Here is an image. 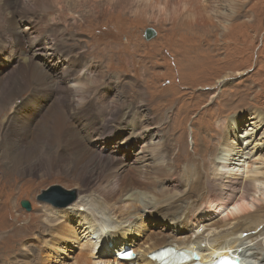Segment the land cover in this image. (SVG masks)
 Wrapping results in <instances>:
<instances>
[{
    "label": "rangeland",
    "instance_id": "rangeland-1",
    "mask_svg": "<svg viewBox=\"0 0 264 264\" xmlns=\"http://www.w3.org/2000/svg\"><path fill=\"white\" fill-rule=\"evenodd\" d=\"M64 1L59 2L62 3L60 6H55L57 10L47 7L48 5L46 8L37 9L34 15H36L37 21L41 25H37L36 30L52 26L57 22V16L60 14L61 8H67L69 5L72 6L77 3V0ZM94 1L101 2L104 7L109 5L105 2L109 1L113 4L105 9L100 8L101 6L97 8V10L102 11L101 16L96 15V17H100L97 26L88 25L89 20H86L83 22V29L77 31L76 35L65 31L68 23L65 26H56L58 29L56 28L55 33L58 43L65 51L71 50L73 52L69 53L70 55L73 54L72 56L68 54L63 60L61 59L63 65L67 64L65 58L81 57L85 59H83L84 64L90 63L94 67L91 74H88V71L78 73L80 69H77L73 72L75 77L71 79L74 80L79 74L80 77L85 79L82 83L84 82L88 86L96 82V91L108 90L110 94L109 101L116 100L122 94L121 96L131 101L136 108L130 109L129 114L126 115L127 117L125 116L126 119L131 116L135 118V115L137 116L143 109L152 110L154 113L150 111L152 118L159 121L158 125L154 126L152 124V126L158 129L161 135H164L165 138L163 139L170 147L172 160L176 158V171L181 178L183 176L184 180L179 179L182 183L186 177H189L187 172H192L193 175L196 170L203 175H201L202 177L215 179L214 170L220 165L217 156L225 139H229L230 143L233 140L231 143L232 146L234 145L233 148L237 152H241V156L234 155L231 157V161L227 163L230 166L232 177L246 180L245 171L237 170L242 167L246 169V161H249L250 165L253 164V161L257 163L253 167L260 172L259 178L260 176L263 177L264 142L261 144V141H264V137H262L264 136V0H203L207 9L202 12L208 18L211 17L214 23L208 21L211 25L205 26L204 30L197 29L196 31H191L188 27L185 30L186 27L180 25L183 24L184 20L180 18L178 21H173L161 17L158 9L153 7V0H148V4H144L142 0ZM174 2L175 0H169V4L171 3L170 10L174 8ZM83 9L85 10L83 14H89L88 11L90 10L88 8ZM68 10H66V14L69 15L68 19H81L80 9ZM30 17L34 18L35 16L31 15ZM224 22L228 24L227 29H224ZM24 25L28 27V22ZM174 26H177V28ZM150 28L155 30L157 36L151 41H146L144 33ZM114 38L117 40L114 41ZM112 40L114 43H112ZM32 42L31 46L33 45ZM44 42L47 46L45 50H42L41 55L37 54L39 61H44L43 56L49 49L50 42ZM16 45L18 49L20 45L18 43ZM191 46H194L191 52L195 51L192 54L195 55V58L187 61L185 57L190 56V54L189 50L185 48ZM212 46L217 48L212 51ZM16 48L10 49L0 44V51H15ZM170 50L177 51L180 58L170 54ZM30 51H33V49L30 48ZM178 59L181 60L182 67L178 66ZM0 62H3V59H0ZM15 63L19 65V61H15ZM5 65L3 64V69ZM145 70L147 76H144ZM131 89H134L136 94H130ZM93 93L94 90L91 91L90 95H94ZM161 96L164 98H159ZM26 97L27 95H24L21 99L24 100ZM153 99H157V101ZM16 101L20 100L16 99L13 102ZM7 107L11 108V105ZM7 107L0 112V123H10L12 119L15 111L13 108L15 107L12 106L11 110ZM155 110L159 111L158 114H155ZM255 116L258 117L257 120H254ZM138 120L130 124H135L136 121L139 122ZM234 120H238V125L234 124ZM233 125H235V130H233ZM119 134H123V132ZM119 141H121L119 138L117 141L114 138L110 139L109 144L105 145V152L109 154V151L114 148V143ZM146 142L144 138L134 141L129 147V151L120 152L118 159L121 158L124 162L131 161L143 145H146ZM256 143L260 144L257 146ZM254 146L257 147V152L252 156L248 149H252ZM146 148L143 153L148 152ZM244 148L246 150L244 153H247L248 156L243 153ZM2 153L3 149L0 147V156ZM258 156L261 157L259 161L257 160ZM167 177L164 174L160 179L166 181ZM2 178L3 176L0 177V264H38L29 247H34L37 244L40 231L43 229L42 225L49 227L50 230L52 227L60 229L61 226L71 224L75 226L74 228H79L78 232L71 228L77 234L76 239L80 240L82 244L88 242V239L81 240L80 237L90 223H87V220L84 221V224L81 223L82 219H78L79 215L76 212L78 208L70 211L66 218L63 215L56 216L52 211L54 209H64H56L49 204L37 201V197L43 191L53 186L76 192L78 201L80 199L79 193H83L84 189L74 176L65 173H62V175L52 174L48 177H35L32 175L20 177L16 174H10L8 179L1 180ZM217 180H219V183H223L224 177L217 178ZM169 182L168 180L165 184L157 186V190H160L162 186L170 190L163 192L160 195L161 197L159 196L160 202L175 198L185 189L190 191L191 182L188 189L185 182L184 185L180 186L182 183L177 185V180H175L173 186L167 187L170 184ZM203 184V187H208L207 179L203 180ZM174 187L176 188L174 189ZM95 193L93 189L90 190V193L86 192L82 195H85L84 200L87 201V195L98 198L99 194ZM234 197H237V193ZM206 198L207 194L199 191L195 199L188 201L190 205L192 202L194 204L198 202L201 211L194 216V219L203 221L201 227L189 223L185 226L186 229L182 231L181 229L187 221L184 214L174 216L183 225L182 227H176L175 225H169V221L174 217L164 218L161 211L156 213L157 217H155L149 215V210L142 212L147 214L146 216L134 218L129 229L125 228L127 224H123L122 229H119V231L127 229L128 233L126 231L121 232L118 241L123 240L122 238L125 235L127 241H129L127 243L129 245L123 251L141 250V254H136L131 264L140 263L139 260L138 262L135 260L142 256L146 247L164 241V239H161L163 234L160 233H165V236H168L170 233L174 234L175 231L177 235H172V237L183 239L192 237L197 240L198 235L195 234L197 229L201 236L209 235L210 238H214L227 232L232 233L233 226L236 225L238 219V224L241 223L240 226L244 228L249 223L247 219L257 212L256 208L249 209L248 212L244 213L245 218L243 219H236L232 216L226 217L234 202L227 206L220 204L209 208ZM90 200H92L91 204L93 199L90 198ZM141 200L145 204H153L150 200H144L143 198ZM22 201L30 203V212L21 206ZM259 208L262 211L261 213L264 214V202L259 204ZM195 210H192L190 214ZM55 217L56 220H54ZM261 222L260 226L257 227L259 230L264 228V218L261 219ZM106 226L104 228L107 229L109 234L116 230L112 222L107 223ZM204 226L206 228L203 229ZM210 227L211 231L207 232ZM252 228L254 229V227ZM82 229L84 230L82 231ZM131 229H134L133 232ZM190 229H193L194 233ZM60 230L62 232H59L60 234L58 233L55 238L51 237L50 251L42 247L44 251L41 256H51L49 264H89L90 260L93 261V258L88 256L89 253L84 251L79 244L73 240L67 241L66 238L61 236H65L63 234L65 229ZM47 238L46 240H50V236ZM92 238H96V236H92ZM234 238H240L239 241L241 239L245 240L240 235L234 236ZM92 241L97 242V239H92ZM167 241L170 242L171 240ZM260 241H262L261 244L264 248L263 237L260 238ZM103 242L104 240L98 246L95 258L110 256L109 254H111L108 258L113 259L119 255L118 251L113 253L114 249L103 245ZM201 242H204L202 246L210 247L209 243H205L206 240ZM82 250L86 254H81ZM250 251L244 249L243 252H245V255H252L253 253L252 251L250 253ZM245 258L252 260L250 256H245Z\"/></svg>",
    "mask_w": 264,
    "mask_h": 264
},
{
    "label": "bare ground",
    "instance_id": "bare-ground-1",
    "mask_svg": "<svg viewBox=\"0 0 264 264\" xmlns=\"http://www.w3.org/2000/svg\"><path fill=\"white\" fill-rule=\"evenodd\" d=\"M61 1L65 2L64 0H0V44L10 49L16 48V43L20 45L15 51H0V59H3V62H0V112L5 110L8 105H11V108L7 107L9 110L12 109V106L15 107L10 123H0V147L3 149L0 156V177L3 176L1 180L8 179L10 174H16L20 177L26 175L48 177L52 174L62 175V173H65L74 176L79 181L84 189L83 193H90V190L94 189L95 194H99L98 198L87 195L88 200L85 201V195L80 192V201L78 200L75 204H72L70 208L52 210L56 216L63 215L67 218L70 211L78 208L76 212L79 215L78 219H82L81 223L84 224L86 220L87 223H90L86 230H84L85 228L82 229L84 231L80 237L81 240L88 239V242H84V244L76 239L77 234L72 230L78 232V227L74 228L75 226L68 224V226L64 225L60 228L65 229L63 232L65 236L61 235L63 238H66L67 241L73 240L89 253L88 256L93 258V261L90 260L89 264H131L133 260L120 261L118 257L108 258L111 254H109L110 256L95 258V253L98 251V246L102 243V240H104L103 245L114 249L113 253L117 251L121 253L129 245L127 244L129 241H127L126 235L122 238L123 240L118 241L121 232H125L130 228L134 218L146 216L147 214L142 213L144 210H149V215L155 217H157L156 213L161 211L164 218L184 214L187 221L181 229L182 231L186 229L185 226L189 223L201 227L203 221L194 219V216L201 211L198 202L196 204L192 202L191 205L188 202L191 201L190 199H195L199 191L207 194L206 203L210 206L209 208L220 204L227 206L234 202L226 217L232 216L236 219H243L245 218L244 213L248 212L249 209L256 208L257 212L247 219L249 223L244 228L240 226L241 223L238 224V219L236 225L233 226L232 233L227 232L214 238H210L209 235L201 236L197 229L195 232L198 235L197 240L192 237L186 239L172 237V235H177L175 231L174 234L170 233L168 236H165V233H160L163 234L161 239H164V241L146 247L142 256L135 261L138 262L139 260L140 263L138 264H161L158 260L153 259V254L161 249L172 248L174 251L188 249L194 252L196 256H194L193 261H200L204 264H212L228 255L238 257L241 264H264V248L261 244L262 241H260L261 237L264 239V228L262 230L257 229L260 226L261 219L264 218V214L261 213L262 211L259 208V204L264 202V176L259 178L260 172L253 167L257 163L253 161V164L250 165V162L246 161V169L243 167L237 169L245 171L246 180L233 178L229 169L230 166L227 163L231 161V157L234 155L241 156V152L239 153L233 148L234 145L231 144L233 140L230 143L229 139H225L217 156L220 165L214 170L215 179L202 177L203 175L195 169L196 172L193 175L192 172H187L189 177H186L182 183L179 179L184 180L183 176L181 178L175 168L176 158L172 160L170 147L163 139L165 138L164 135H161V132L154 127L159 124V121L152 118L151 112L153 113V111L150 110V112L146 108L138 113L139 116L137 114L135 118L131 116L126 119L125 116L129 114L130 109L136 108L131 101L121 96L122 94L118 98L116 97V100L109 101L110 94L108 90L96 91V82L88 86L86 83H82L85 79L80 77L79 74L74 80L71 79L75 77L73 72L77 69H80L78 73L83 71L85 73L88 71V74L93 73V65L90 63L84 64V58L81 57L65 58L66 65H63L61 61L72 51H65L58 43L55 33L56 26H65L68 23L65 31L76 35L77 31L83 29V22L86 20H89L88 25L97 26L100 17H96V15H100L102 12L97 10L98 7L101 6L100 8L105 9L113 4L108 1L105 3L109 5L104 7L101 2L94 0H77V3L72 6L61 8L55 24L45 28L38 27L39 29L36 30L37 25H41L37 21L36 15H34L37 9L46 8L47 5V7L54 9L56 5L60 6L62 4L59 3ZM142 1L144 4H148V0ZM153 5L155 9H158L159 15L166 20L178 21L179 18L184 20L183 24L180 25L186 27L185 30L187 27L191 31L204 30L210 24L208 21L214 23L211 17L208 18L202 12L207 9L203 0H175L172 10H170L171 3L169 4V0H153ZM68 8L69 10L80 9L81 19H68L69 15L66 14ZM83 8L90 10L88 16L83 14L85 12ZM31 15L35 17L32 18ZM27 22L28 27L24 25ZM227 22L223 24L224 29H227ZM174 27L177 28V26ZM115 40L117 39L114 38ZM44 41L50 42L49 49L43 56L44 61H39L37 56L41 55L42 50H45L47 46ZM114 41L112 40V43ZM31 42L33 43L32 46ZM30 48L33 51H30ZM193 48L194 46L185 48L189 50L190 54V56L185 57L187 61L195 58V55H192L195 51L191 52ZM216 48L212 46V51ZM170 52V54L180 58L177 51L170 50ZM112 54L114 53L112 52ZM15 61H19V65ZM177 63L178 66L182 67L180 59L177 60ZM3 64H6L4 69L2 68ZM146 74L145 70L144 76ZM90 90H94V95H90ZM130 94H136L134 89L130 90ZM24 95H27V97L23 100L21 97ZM16 99L20 101L13 102ZM153 100L157 101V99ZM155 111V114H158L159 111ZM257 119L258 117L255 116L254 120ZM135 120L139 122L136 121L135 124H130ZM234 124L238 125V120H234ZM235 125H233V130H235ZM120 132H123V134H119ZM120 136L122 137L120 138ZM112 138L116 141L119 138L121 141L114 143L112 152L109 151L108 154L105 152V145L109 144L108 141ZM143 138L147 141L146 145L141 146L139 153L134 155L131 161L124 162L123 159H118L121 151H129V147L134 141ZM263 142L261 141V144ZM145 147L148 149L147 153H143ZM249 150L250 155L253 156L257 152V147L254 146ZM245 151L244 148L243 153ZM244 154L248 156L247 153ZM257 158L258 161L261 160V157L258 156ZM164 174L168 176L166 181L161 180ZM221 177H224L223 183H219V180H217ZM174 179L177 180V185L182 183L180 185L182 186L186 183L187 189L191 182L190 191L185 189L175 198L160 202L159 196L170 190L163 188L164 186L157 190V186L165 184L169 180L170 184L167 187H171L175 182ZM204 179H207L210 186L203 187ZM236 193L237 197H234ZM95 194L94 196H96ZM90 198L93 199L91 204L92 200L89 201ZM141 198L150 200L153 204H145ZM184 204L186 205L184 206ZM192 210L195 211L190 214ZM54 220H56V217ZM110 222L116 228L111 234L104 228ZM169 222L171 226H183L181 221H177L176 217ZM123 224H127L125 226L127 229L119 231V229H122ZM42 226L43 229L40 231L37 244L34 247H29V250L34 255V259L38 261V264H49L51 256L44 257L43 255L42 257L43 248L50 251L51 237L55 238L62 231L54 227L49 230V227ZM202 228L204 229L206 226ZM133 230L131 229L132 232ZM190 230L194 233L193 229ZM208 231H211V227L207 229ZM126 232L128 233V231ZM237 235L245 240L241 239L239 241L240 238H234ZM48 236H50V240H46ZM92 236H96V238H92ZM92 239H97V242L92 241ZM167 240L171 241L168 242ZM203 240H206L205 243H209L210 247L202 246L204 242L201 241ZM244 249L251 250L255 257L253 254L245 255ZM83 250L81 254H86ZM140 251L134 250L133 252L136 255ZM56 253L59 254L57 251ZM245 256H250L252 260L246 259ZM254 259L256 261H253Z\"/></svg>",
    "mask_w": 264,
    "mask_h": 264
},
{
    "label": "water",
    "instance_id": "water-1",
    "mask_svg": "<svg viewBox=\"0 0 264 264\" xmlns=\"http://www.w3.org/2000/svg\"><path fill=\"white\" fill-rule=\"evenodd\" d=\"M157 33L153 29H147L144 33L146 41H151L156 38ZM76 192L66 191L62 187L53 186L43 191L41 195L37 197V201L40 203H46L56 209H65L70 207L77 201ZM21 206L28 212L31 211V205L27 201H22Z\"/></svg>",
    "mask_w": 264,
    "mask_h": 264
}]
</instances>
